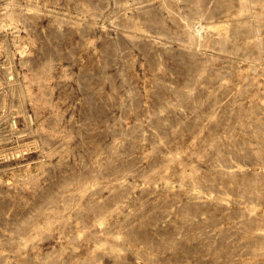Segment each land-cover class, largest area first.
<instances>
[{
  "label": "rangeland",
  "instance_id": "obj_1",
  "mask_svg": "<svg viewBox=\"0 0 264 264\" xmlns=\"http://www.w3.org/2000/svg\"><path fill=\"white\" fill-rule=\"evenodd\" d=\"M0 264H264V0H0Z\"/></svg>",
  "mask_w": 264,
  "mask_h": 264
},
{
  "label": "bare ground",
  "instance_id": "obj_2",
  "mask_svg": "<svg viewBox=\"0 0 264 264\" xmlns=\"http://www.w3.org/2000/svg\"><path fill=\"white\" fill-rule=\"evenodd\" d=\"M23 96V95H22ZM24 101V100H23Z\"/></svg>",
  "mask_w": 264,
  "mask_h": 264
}]
</instances>
